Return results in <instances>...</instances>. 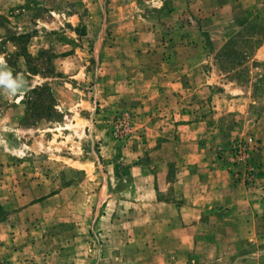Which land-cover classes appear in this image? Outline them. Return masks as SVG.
Here are the masks:
<instances>
[{
    "label": "rangeland",
    "instance_id": "1",
    "mask_svg": "<svg viewBox=\"0 0 264 264\" xmlns=\"http://www.w3.org/2000/svg\"><path fill=\"white\" fill-rule=\"evenodd\" d=\"M0 10V264H264V0Z\"/></svg>",
    "mask_w": 264,
    "mask_h": 264
},
{
    "label": "clouds",
    "instance_id": "2",
    "mask_svg": "<svg viewBox=\"0 0 264 264\" xmlns=\"http://www.w3.org/2000/svg\"><path fill=\"white\" fill-rule=\"evenodd\" d=\"M27 82L21 75L13 77L12 70L0 57V90L8 96H14L26 89Z\"/></svg>",
    "mask_w": 264,
    "mask_h": 264
},
{
    "label": "bare ground",
    "instance_id": "3",
    "mask_svg": "<svg viewBox=\"0 0 264 264\" xmlns=\"http://www.w3.org/2000/svg\"><path fill=\"white\" fill-rule=\"evenodd\" d=\"M79 123V122H78ZM80 124V123H79ZM79 124H76V125H74V126H72L74 129H79V128H81L80 126H79ZM66 125H68V126H70L71 127V124L69 123V124H66ZM67 126V127H68Z\"/></svg>",
    "mask_w": 264,
    "mask_h": 264
},
{
    "label": "crops",
    "instance_id": "4",
    "mask_svg": "<svg viewBox=\"0 0 264 264\" xmlns=\"http://www.w3.org/2000/svg\"><path fill=\"white\" fill-rule=\"evenodd\" d=\"M22 9V8H21ZM0 12H2V10H0ZM149 17V16H148ZM144 20H146L145 18H143ZM173 85V87H175V84H172Z\"/></svg>",
    "mask_w": 264,
    "mask_h": 264
}]
</instances>
